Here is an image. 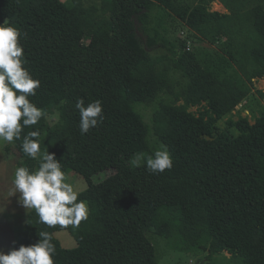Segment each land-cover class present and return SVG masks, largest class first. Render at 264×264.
<instances>
[{"label":"trees","instance_id":"trees-1","mask_svg":"<svg viewBox=\"0 0 264 264\" xmlns=\"http://www.w3.org/2000/svg\"><path fill=\"white\" fill-rule=\"evenodd\" d=\"M212 1L192 7L176 0H0V23L20 30L23 66L40 81L28 99L43 112L13 142L16 168H38L22 147L35 131L42 152L53 153L62 171L85 179L78 200L89 208L87 220L66 228L42 224L30 209L15 228L13 248L34 244L47 231L54 264H159L150 235L176 232L186 246L207 244L210 258L227 251L240 264H264V112L254 123L245 117L231 123L239 131L235 137L218 133V121L248 94L226 74L224 57L202 58L184 48L172 60L188 78L184 103H161L152 127L173 165L153 173L146 164L149 128L136 106L170 86L167 71L145 49L156 45L148 36L151 12L161 5L189 27L218 24L226 14L209 10ZM236 16L248 30L239 41L248 77H264V6ZM77 99L85 106L99 100L103 109V120L83 134ZM190 106L198 107L196 114ZM54 109L59 121L50 125ZM137 153L145 158L134 166ZM109 169L115 172L93 181ZM64 229L76 247L64 248L57 239Z\"/></svg>","mask_w":264,"mask_h":264},{"label":"rangeland","instance_id":"rangeland-1","mask_svg":"<svg viewBox=\"0 0 264 264\" xmlns=\"http://www.w3.org/2000/svg\"><path fill=\"white\" fill-rule=\"evenodd\" d=\"M68 1V0H62ZM185 5L194 6L202 0H176ZM96 4L98 0H91ZM88 3V2H87ZM86 3V4H87ZM257 4L264 6V0H213L209 10L226 14L218 24H205L189 27L184 21L158 5L151 12L148 25V36L156 39V45L147 47V35L141 30V23L136 21L139 35L144 40L145 49L154 58L156 65L168 73L170 86L160 91L153 100L140 103L136 106L138 113L148 125V145L152 155L165 145L153 131V114L161 103H184V88L188 78L173 66L176 55L187 48L196 52L200 57L217 55L224 57L229 67H225L226 74L238 80L241 86L248 91L247 96L228 114L217 123L218 133L222 132L230 137L239 134L238 129L231 123L240 117H245L250 123L264 112V77H248L250 67L240 53V40L248 33L237 19L236 14L249 9ZM88 42L87 39L84 40ZM162 42H167L166 47ZM189 111L195 114L197 106H190ZM50 125L59 121V111L54 109L47 117ZM167 149V148H166ZM150 155V156H152ZM147 156L146 158H148ZM18 157L12 143L0 142V251L7 253L13 249L15 242V228L24 220L30 209H25L19 201V193L13 192L14 173ZM115 170L109 169L92 177L94 182H99L113 174ZM67 182L71 183L74 190L81 192L87 188L85 179L75 172L66 173ZM62 246L67 249L76 247L77 243L66 229L55 233ZM159 259V264H240L229 252L222 251L213 257H208L207 244L199 246H186L178 233L174 232L169 237L150 235Z\"/></svg>","mask_w":264,"mask_h":264},{"label":"clouds","instance_id":"clouds-1","mask_svg":"<svg viewBox=\"0 0 264 264\" xmlns=\"http://www.w3.org/2000/svg\"><path fill=\"white\" fill-rule=\"evenodd\" d=\"M21 32L11 24L0 23V142L12 143L21 138L25 127L36 125L43 115L41 109L30 102L29 96L36 94L40 81L34 79L23 66V46L18 42ZM80 112V131L87 133L103 120L101 101L85 106L83 99H77ZM33 131L23 139V151L33 160L39 161L34 171L19 166L15 169L13 192L19 193V201L25 209H34L42 224L49 227H78L87 220L89 208L85 201L78 200L60 162L53 153L41 151L40 142L32 137ZM143 153L135 154L130 163L139 166ZM147 168L153 172L171 169L173 160L166 147L154 152L146 160ZM56 254L52 237L42 231L36 243L21 244L7 253L0 251V264H54Z\"/></svg>","mask_w":264,"mask_h":264}]
</instances>
